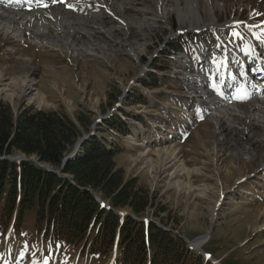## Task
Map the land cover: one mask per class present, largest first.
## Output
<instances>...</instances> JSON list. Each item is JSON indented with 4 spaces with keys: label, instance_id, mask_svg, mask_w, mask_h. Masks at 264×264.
Listing matches in <instances>:
<instances>
[{
    "label": "rangeland",
    "instance_id": "1",
    "mask_svg": "<svg viewBox=\"0 0 264 264\" xmlns=\"http://www.w3.org/2000/svg\"><path fill=\"white\" fill-rule=\"evenodd\" d=\"M229 1L216 9L215 17L207 6L201 7L199 24L206 27L214 20L223 34H227V26L238 20L243 24L264 21V0H245L244 7L237 10L235 0ZM120 2L107 1L111 6L101 7L100 11H104L98 13L102 26L113 32L110 37L97 34L93 38L99 43H94V47L106 46L107 53L103 58L97 53L96 57L74 51L61 42L59 51L43 48L29 33L16 38L15 32L7 34L0 29V103L9 106L15 115L31 108L62 111L76 118L88 110L97 122L93 128L96 133L103 111L117 103L114 99L120 96L115 114L126 117L135 130L125 140L128 150L115 158L114 169L121 170L124 185L129 181V195H139L151 205L152 208L147 209L151 222L162 227L158 218L152 219V215L157 214L159 218L169 220L171 225L178 224V230L174 232H178L176 234L189 248L196 239L209 235L199 251L190 249L201 257L202 251L212 255L215 264H264V145H254L256 155L249 158L243 150L249 144L250 134L231 130L227 128L228 123H222L219 131H225L229 142L222 141V135L217 136L219 131L211 119L202 125L201 122L188 121L183 115H175L172 109L176 107L171 108L168 103H178L180 99L169 92L168 83L157 73L168 58L171 59L168 63L170 69L165 70L169 72L166 75L170 74L166 80L171 81L172 89L181 90L182 84L178 82L181 77L174 71H180V64L185 65L187 60L179 59V54L172 59L173 52L179 46L188 51L186 37L192 39L197 34H206V43H212L214 47L218 46L220 38L217 39L215 31L208 27L199 32L179 33L181 23L177 14L171 19L173 34L165 24L155 23L153 30L157 29V33L142 38L133 28L126 35L108 11L112 9L119 13L117 4ZM256 7L262 16L251 20ZM124 11L129 18L144 17L132 8H124ZM82 13L72 11L75 16L81 17ZM99 19V16L92 21L88 19L89 29L97 27ZM234 33H239V37ZM256 33L257 39L264 37L262 31ZM54 36L50 34V37ZM57 38L61 37L54 40ZM83 40L86 38L77 33L71 39V46L78 49ZM228 41L241 43L243 50L248 38L237 28H232ZM125 45L134 53L125 52ZM250 52L251 47H248L247 53ZM25 59L30 62L28 69L23 68ZM186 69L187 74L194 75ZM152 73L160 84L157 90H149L143 84L144 80L149 81ZM26 78L30 81L25 83ZM182 82L187 84L186 80ZM191 89L188 83L182 94L191 99L188 93L192 94ZM138 92L146 103L129 104ZM192 95L195 100L196 94L193 92ZM161 101L167 107H162ZM198 103L197 109L201 106ZM123 110L128 116L121 113ZM137 118H142L147 125L141 124ZM104 136L108 137L106 133ZM247 148L252 150L251 146ZM43 234L37 230L34 212L28 211L19 235H0V264H112L114 261V257L103 261L96 255H89L82 246L45 238ZM209 262L213 264V261Z\"/></svg>",
    "mask_w": 264,
    "mask_h": 264
},
{
    "label": "trees",
    "instance_id": "2",
    "mask_svg": "<svg viewBox=\"0 0 264 264\" xmlns=\"http://www.w3.org/2000/svg\"><path fill=\"white\" fill-rule=\"evenodd\" d=\"M143 84L149 90L160 87L153 73ZM119 98L103 111L96 133V120L88 110L76 118L31 108L15 115L0 103V235H19L32 211L45 238L82 246L103 261L115 257V264H211L174 232L178 224L157 214L152 219L158 218L162 227L151 222V205L138 194L140 198L129 195V181L124 185L121 170L115 171L113 162L128 150L125 140L135 130L126 117L113 112ZM129 102L140 105L146 99L138 92ZM17 157L23 159L11 160Z\"/></svg>",
    "mask_w": 264,
    "mask_h": 264
},
{
    "label": "bare ground",
    "instance_id": "3",
    "mask_svg": "<svg viewBox=\"0 0 264 264\" xmlns=\"http://www.w3.org/2000/svg\"><path fill=\"white\" fill-rule=\"evenodd\" d=\"M23 1L24 0H0L1 30L8 32L7 34L15 32L14 35L16 38L24 37L26 33H29L32 39L35 42L40 43L43 48L46 47L51 50L59 51L60 49L58 50V48L62 47L58 44L61 42L64 43L67 47H71L74 51L79 50L80 52L96 57L97 54H99V57L101 54V58L106 57V46L97 45L96 47H94L93 44L97 42L93 38L97 34H104L107 37H110L113 33L111 30H108L107 28L102 26L101 15H99L102 11H104H100L101 7L109 8L108 5L111 6L110 4H107V1L110 0H67V4L69 5V7L72 9L76 8L79 15H81L80 12L84 11V13L82 14L83 16L81 17L75 16L74 14H72V11L66 10L65 7L59 4L51 6L47 9H44L45 7L41 6L43 4H50V2H55L56 0H36L35 4L33 5H17ZM120 1L121 2L117 4V10L119 11V13L113 12L112 9H108V11H110L109 13L112 20L122 26L121 30L126 35L130 34L133 31V28H136L137 34H139L142 38H144L146 34L157 33V29L153 30V28H156V26L154 25L155 23L165 24L166 27L171 29V32L173 34L174 29L171 26V19L174 14H177L181 23L180 29L178 30L179 33L184 34L191 31L199 32L203 31V29H207L206 27H208L215 31L214 33L217 36V39L221 37V33L219 34V32H222V30L220 29V25L217 24L216 21L212 20L211 23H209L206 27H202V25L199 24V21L202 18L201 7L207 6L210 9L211 14H213L215 17L216 9L222 8V6H224L223 3L227 4L230 2L229 0H224L221 2H219L220 0ZM261 1L262 0H259V2ZM234 2L237 7L235 10L244 7L242 5L245 3V0H235ZM14 3H16V5H14ZM124 8H132L136 13L143 14L144 17L142 16L141 18H129L125 16L126 12L124 11ZM258 9L259 8L256 7L255 10L251 13V20L262 16L257 12ZM242 11H245V9ZM97 16H99L100 19L99 21H96V23H100L97 27L95 26L89 29L88 26H90V22L88 19H91L92 21L95 20ZM237 23H240V21L238 20L237 22L232 23V25H235ZM232 25L230 24V26ZM77 33L86 38V40L80 42V46L78 49L75 45L71 46V39ZM50 34H54L55 36L50 37ZM248 34H250V32H248ZM55 37L61 38H57L56 40H54ZM124 50L129 54L134 53V50L127 45H125ZM171 58L176 59L175 56H172ZM179 59L187 60V62L185 65L180 64L182 69L180 71H174V74L179 75L181 77V80H186V85L182 82L185 88H188L189 83L192 88L191 90H193V92L196 94L195 100L197 98L196 101L200 102V105L202 107L199 105L200 108L195 109L198 110V112L200 111V109H203V106L205 107V109H207L209 105L208 101H217V99L213 97L212 93L208 90L206 83L199 81V77H194L193 79V76L195 75H189L186 73V68H188L187 66L189 64L188 57L179 55ZM24 64V69H28L30 67V62L28 59H25ZM168 73L169 72H160L159 74L161 76H165ZM26 77H28V75ZM29 81L28 78H26L25 83ZM225 81H227L226 78ZM262 92H264V90H262ZM188 93L192 98L194 97V95H192L190 92ZM198 102L196 104H199ZM210 119L211 122L215 124V128L217 129V131H219L222 123H228L227 128L229 127V129L235 131L238 130L239 132L240 130H242L244 131V133L246 132V134H250V141L248 140L249 144H246V150H243L247 152L246 156H248L249 158H253L256 155V148H253L254 145L258 143L264 145V102L262 101L252 99L245 104L237 102L235 106H229L228 104H226L225 106H222L218 110L214 111L210 116ZM239 126H242L243 128H240ZM219 134L222 135V141L227 140V142H229L228 138H226L227 135L225 134V131H219L217 136ZM234 146L237 147L235 143ZM248 146H251L252 150H249L247 148ZM206 239L207 238H203L201 240L193 242L191 244V247L195 248L196 251H199V249H201L207 242L205 241Z\"/></svg>",
    "mask_w": 264,
    "mask_h": 264
},
{
    "label": "water",
    "instance_id": "4",
    "mask_svg": "<svg viewBox=\"0 0 264 264\" xmlns=\"http://www.w3.org/2000/svg\"><path fill=\"white\" fill-rule=\"evenodd\" d=\"M120 99H121V98H120ZM118 104H119V103H118ZM118 104L116 105L117 108L119 107ZM116 107H115V108H116ZM115 108H114V109H115ZM115 110H116V109H115ZM115 110H113V112H115ZM102 117H103V116H102ZM102 117H100L99 120L103 119ZM98 123H99V121H98ZM96 124H97V122L94 123L93 128H95ZM89 137H90V135L85 136V137H83V138L77 143V145H76L74 151L72 152V154L69 155V156L64 160V162H63V166L68 162V160L72 159V158L76 155V153H77V151L79 150V147L81 146V144L83 143V141H85V140L88 139ZM11 160H17V161H19V160H21V158H20V157H17V158H15V159H11ZM212 232H213V231H212ZM212 232H211V233H212ZM209 237H210V236L208 235V236H206V237H201V238H199V239H196L195 241L200 240V239H203V238H207V240H208ZM190 247H191V246H190ZM191 248H192V247H191ZM202 253H203V252H202ZM213 263H214V262H213Z\"/></svg>",
    "mask_w": 264,
    "mask_h": 264
},
{
    "label": "snow or ice",
    "instance_id": "5",
    "mask_svg": "<svg viewBox=\"0 0 264 264\" xmlns=\"http://www.w3.org/2000/svg\"><path fill=\"white\" fill-rule=\"evenodd\" d=\"M234 35H236V36H238L239 37V33H234ZM242 38V37H241ZM239 99H241V100H246L247 98H248V93H247V91L245 90V91H243L240 95H239V97H238ZM37 264H38V262H37Z\"/></svg>",
    "mask_w": 264,
    "mask_h": 264
}]
</instances>
